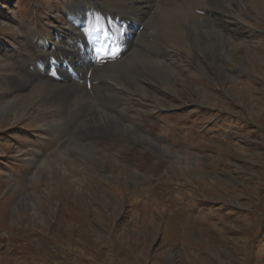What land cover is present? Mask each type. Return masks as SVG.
I'll list each match as a JSON object with an SVG mask.
<instances>
[{"label": "rangeland", "instance_id": "obj_1", "mask_svg": "<svg viewBox=\"0 0 264 264\" xmlns=\"http://www.w3.org/2000/svg\"><path fill=\"white\" fill-rule=\"evenodd\" d=\"M88 1L0 0V109H24L0 111V264H264V0L243 10L223 66L197 46L132 89L143 100L129 118L163 150L92 134L74 105L47 134L36 118L47 85L8 77L37 55L29 31L41 49L60 45ZM94 1L102 21L118 10Z\"/></svg>", "mask_w": 264, "mask_h": 264}, {"label": "bare ground", "instance_id": "obj_2", "mask_svg": "<svg viewBox=\"0 0 264 264\" xmlns=\"http://www.w3.org/2000/svg\"><path fill=\"white\" fill-rule=\"evenodd\" d=\"M112 2L118 10L107 9L108 21H102L96 14L106 6L96 4L94 0L86 4L77 2L85 5L86 14L70 16L69 28L64 34L67 38L50 49H41V42L34 40L38 34L29 31L33 39L28 36L26 39L37 55L27 57L26 63L24 60L22 77L10 73L8 77H13L22 87H29L32 83L47 85L44 100L39 104L48 111L36 117L39 128L47 134L59 128V123L47 120L51 114L55 111L67 113L68 106L74 105L75 112L82 109L79 119L86 127L93 128L92 134L114 129L163 150L159 140L153 139L137 119L129 118L132 113L141 116L138 108L131 110L129 105L143 100L140 97L142 91L138 90L139 98H135L132 89H142L139 82L154 68L162 70L165 75L171 72L175 56L183 50L190 53L197 46L203 47L202 51L212 65L216 67L220 63L223 66L222 62L229 53L228 39L239 35L237 29L245 19L243 10L258 6V0ZM105 46L113 60L99 61L105 53ZM17 53L14 50L10 54ZM0 67H6L1 57ZM98 99L103 101L102 106L97 105ZM18 103L10 100L0 111L14 112L19 118L24 109H17ZM86 147V151L96 150L93 144Z\"/></svg>", "mask_w": 264, "mask_h": 264}]
</instances>
